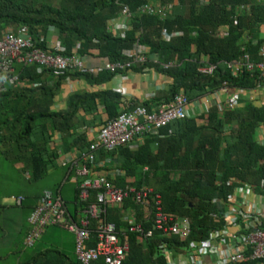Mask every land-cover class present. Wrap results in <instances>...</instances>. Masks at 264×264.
<instances>
[{"label": "trees", "instance_id": "obj_1", "mask_svg": "<svg viewBox=\"0 0 264 264\" xmlns=\"http://www.w3.org/2000/svg\"><path fill=\"white\" fill-rule=\"evenodd\" d=\"M171 1L0 0V38L5 32L18 35L25 27L27 35L30 34L33 42L42 49L51 51L49 36L54 34L59 44L54 52L85 56L94 49L110 62L127 60L124 51L139 43L146 48V60L132 63L131 69L153 67L172 79L162 94L164 100L160 105L171 101L180 91L192 101L220 88L223 83L248 90L256 87L259 81L256 69L232 75L224 62L241 60L244 55L253 62L260 60L259 48L264 39L249 36L254 28L264 24V1L175 0L163 20L139 10L144 3L166 4ZM242 3L251 4L250 11L235 17V7ZM124 7L130 12L127 26L113 33L111 21L121 17ZM222 25L228 27L227 35L217 34V28ZM162 27L180 30L182 35L163 41L160 36ZM202 56L215 65L211 73L198 70ZM169 62L172 65L165 67ZM122 72L124 70H103L93 74L42 67V72L38 73L36 65L15 64L14 73L18 80L14 84L6 81L4 90L0 91V157L11 163L22 162L27 181L39 182L47 177L55 159L47 142L53 131L59 132L63 150H77L74 160L61 162L66 169L62 180L44 189L61 196L62 187L75 174V162L78 165L91 162L92 169L99 163L104 165L106 159L111 164L116 163L113 174L116 170L122 173L115 175V179L106 175V179L120 187H151L150 195H160L165 213L187 218L189 222L185 239L174 234L163 236L144 220V216L154 210L153 204L150 203V209L145 211L130 193L121 206L111 207L107 213V220L115 224L120 240L126 236L129 249L120 264H169V255L176 258L188 253L190 241H201L210 230L224 225V201L233 187L226 185L229 179L249 183L256 192L264 195V142L254 137L257 129L264 127V105L255 104L249 96L240 97L234 107L222 106V110L211 102L200 117L201 123L193 116L178 119L145 134L143 143L135 149L129 144L112 151L97 148L92 151V160L84 161L81 154L88 151L93 141H87L83 132L76 131L85 124L80 111L94 114L98 106H102L107 115L104 125L121 112L139 105L153 111L151 106L156 103L144 100L121 110L122 97L117 91H74L68 95L63 111H52L53 97L66 79L79 78L89 84H99ZM162 133L166 136L161 139L159 134ZM145 166L147 169H143ZM94 172L98 174L95 169ZM128 176L133 180L129 181ZM75 181L73 197L69 201L63 200L68 213L79 217L83 203L78 198L80 180L75 178ZM20 197L22 201L24 197ZM128 212L136 215L139 231L128 230V223L122 219ZM147 231L151 234H146ZM42 235L31 245L24 241L25 248H33L41 238L44 240ZM41 246L23 258L18 256L15 264H81L76 255L72 258L59 248ZM90 264L106 263L100 257Z\"/></svg>", "mask_w": 264, "mask_h": 264}, {"label": "built area", "instance_id": "obj_2", "mask_svg": "<svg viewBox=\"0 0 264 264\" xmlns=\"http://www.w3.org/2000/svg\"><path fill=\"white\" fill-rule=\"evenodd\" d=\"M209 0H202L208 2ZM263 2L264 0H256ZM175 0L166 4L144 3L139 8L140 12L155 15L161 20L170 13ZM229 7V6H228ZM251 4L242 3L235 7V17L243 12H249ZM130 12L127 7L122 10L121 17L111 21L110 30L115 33L126 28ZM116 29V30H114ZM216 32L227 35L228 27L222 25ZM26 35V36H25ZM182 35L180 30H168L162 27L160 36L163 41H170L174 37ZM40 37V41H42ZM51 51L42 49L36 45L32 36L27 35V29L22 27L19 34L5 32L0 38V91L4 90L5 82L14 84L17 74L14 73V65H36L37 72L43 68H53L59 71H80L99 73L103 70L115 72L116 70H129L132 63H142L146 60V48L137 43L133 48L124 51L128 57L125 61H105L98 66H86L83 57L76 54L62 55L54 52L58 50L57 39L50 41ZM260 60L250 61L247 55L241 60L224 62L232 75L243 70L258 71L259 81L253 89L232 88L223 83L214 91L208 92L216 99L219 110L224 107H234L240 97H247L253 90L264 88V43L259 48ZM202 64L198 70L202 73H211L215 65L210 64L206 56H202ZM172 63H166L168 67ZM227 94V99L222 102L220 94ZM207 94V93H206ZM206 109L211 101L205 100ZM190 101L180 91L166 104H161L156 110L149 111L144 106H136L123 111L115 118L109 119L99 128L97 136L90 144L86 153L81 154V159L91 161L92 151L100 148L103 151H112L122 145H130L136 140H141L145 134L165 126L172 121L190 116ZM263 130L264 127L262 126ZM66 160L63 161V163ZM75 176L79 178L78 198L83 203L79 217L71 216L67 211V205L60 194H54L50 190H43L37 204L32 208L27 218L30 226L25 243L31 245L39 239L44 229L54 225L74 235V248L77 260L81 264H90L92 261L103 258L106 264H120L128 252V244L125 238L121 241L116 232L115 224L107 220L109 208L121 206L124 199L133 193L134 200L143 210L150 209V203L154 210L146 214L144 220L150 222L153 229L164 235L174 234L185 239L189 232L187 218L165 213L161 205V197L158 193L150 195L151 187L116 186L106 179L105 175L92 172V163L78 165L75 162ZM121 171L116 170L115 175ZM229 179L226 185L231 187V192L226 196L225 211L223 213L224 225L209 231L207 237L201 241H190L189 251L186 254L171 258L169 264H264V195L256 192L255 187L245 182H234ZM262 185V181L260 182ZM15 202H21V197H15ZM153 216V219H152ZM136 215L131 212L124 214L122 219L128 223L129 231H139L140 223L135 221ZM146 234H151L147 231ZM162 246V245H161Z\"/></svg>", "mask_w": 264, "mask_h": 264}, {"label": "crops", "instance_id": "obj_3", "mask_svg": "<svg viewBox=\"0 0 264 264\" xmlns=\"http://www.w3.org/2000/svg\"><path fill=\"white\" fill-rule=\"evenodd\" d=\"M116 30V29H114ZM117 32V30H116ZM115 32V33H116ZM218 34V33H217ZM220 35V34H218ZM254 39H264V24L254 28L250 36ZM50 39L54 40L57 37L52 34L49 36ZM81 56V55H80ZM83 57L84 64L86 66H98L103 64L105 61H107L106 58L100 56L94 49L91 50V52L88 55L81 56ZM156 60V59H153ZM171 63V62H170ZM172 79L162 74L158 71H156L153 67H144L139 70H126L122 73H116L114 74L109 80L103 83L99 84H89L85 82L83 79L74 78V79H66L60 86L59 91L55 94L53 97V100L50 105V109L52 111H63L66 108V101L67 97L70 93L74 91H97V90H113L117 91L119 94H121V104L119 105V109H129L130 105H132L134 102H141V101H152L153 103H156V105H152L151 109L155 110L156 107L160 105V102L164 100L162 94L164 91L167 90L168 85L171 84ZM247 96L250 97V99L257 105H264V88H258L253 90L250 94ZM227 94H220V98L223 101L227 99ZM208 99V101L216 102V99L211 97L209 93L203 95L202 97L196 98L192 101H190L189 106V114L190 116H193L197 119L198 123H201L200 117L203 116L206 112V102L205 100ZM79 115L85 119V124H81L79 127L76 128V131L83 132V134L86 137L87 141H93L95 137L97 136L99 127L103 125L105 122L107 115L104 111V108L102 106H98L97 111L94 114H84L82 111L79 112ZM169 132V130H168ZM160 138H164L166 136V133L159 134ZM61 134L57 131H53L50 139L48 140L47 144L50 148V152L54 154V160L51 164V167L48 170V175L42 180H45L44 184H40L37 187H35L31 182L29 183L26 179V172L25 166L22 162H15L11 163L4 159V161L14 168V170L17 172H20L22 177L26 182L23 183V187H0L3 188V190H0V230L2 225V215L4 214V241L11 238L9 235L10 232H14L16 235L21 237L22 241L29 230L27 218L30 213V209L35 204L38 195L41 193L44 189H49L52 187L55 183H58L62 180L63 176H65V167L61 165V162L66 161H72L75 159L77 155V150L70 149L68 151L63 150V147L61 146ZM254 137L259 142H264V130L262 127L257 129V131L254 134ZM144 138L141 140H136L132 144L129 145L130 148L135 149L137 148L141 143H143ZM53 158V157H51ZM114 158L117 160V156H114ZM100 162V161H99ZM110 160L106 159V162L104 165L99 163V165H96L95 170H97L98 173H102V175H108L110 178L115 179L113 177H116L113 174V169L117 168V164H111ZM92 169V172L94 171ZM143 169H147V167H143ZM95 173V172H93ZM122 173V172H121ZM101 175V174H100ZM75 178H78L73 174V176L69 180V185H64L62 187V197L66 201L71 200L74 193V186L76 181ZM79 179V178H78ZM129 181H132L133 178L128 176ZM40 180V181H42ZM5 185V181H4ZM68 187V188H65ZM22 196L24 199L21 201L20 204H16L14 202V198L16 196ZM63 230L58 227H48L45 232L43 233L42 237L45 240V238H50L56 233V230ZM65 231V230H64ZM68 232V231H66ZM70 233V232H68ZM72 234V233H70ZM73 235V234H72ZM42 240V238H41ZM41 240L37 241V243L41 242ZM54 241V240H53ZM36 243V244H37ZM35 244V245H36ZM73 250L75 252L74 248V235H73ZM51 247H56L61 250H63L60 247H57L56 245L49 244ZM23 247L24 243H23ZM15 248H9L4 255H14L15 260L12 264H15L17 262V257L20 256L23 258L24 255L29 252L25 251L24 249L20 250L19 248L17 250H13ZM64 251V250H63ZM65 252V251H64ZM5 259V256H4Z\"/></svg>", "mask_w": 264, "mask_h": 264}, {"label": "rangeland", "instance_id": "obj_4", "mask_svg": "<svg viewBox=\"0 0 264 264\" xmlns=\"http://www.w3.org/2000/svg\"><path fill=\"white\" fill-rule=\"evenodd\" d=\"M5 181V185H4ZM26 182L20 172H17L14 170L12 166H9L5 161L3 156L0 157V187H23V183ZM44 184L45 180L32 183L35 187H37L40 184ZM66 185H69V183H66ZM68 188V187H65ZM0 190H3V188H0ZM0 230V264H12L15 260L14 255L8 254L4 255V253L7 252L9 248H15L13 250H17L18 248L20 250L24 249L25 251L33 252L38 247H42L41 245L45 246H51L56 245L57 247L62 248L66 254H68L70 257H75V252L73 250V235L64 231V230H56V233L51 236L50 238H45V240H42L41 242L37 243L33 248H24L23 243L24 239L22 241L21 237L16 235L14 232L9 231V235L11 238L4 241V214L2 215V225ZM54 240V241H53ZM28 254V253H27ZM5 256V259H4Z\"/></svg>", "mask_w": 264, "mask_h": 264}, {"label": "clouds", "instance_id": "obj_5", "mask_svg": "<svg viewBox=\"0 0 264 264\" xmlns=\"http://www.w3.org/2000/svg\"><path fill=\"white\" fill-rule=\"evenodd\" d=\"M41 73V72H40ZM17 77H18V75H17ZM19 78V77H18ZM33 85L34 86H37V85H39V83H33ZM207 110V109H206Z\"/></svg>", "mask_w": 264, "mask_h": 264}]
</instances>
